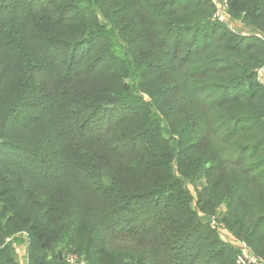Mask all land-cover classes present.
<instances>
[{"label": "trees", "instance_id": "16d2710c", "mask_svg": "<svg viewBox=\"0 0 264 264\" xmlns=\"http://www.w3.org/2000/svg\"><path fill=\"white\" fill-rule=\"evenodd\" d=\"M214 12L0 0V264L20 235L28 264H247L221 207L264 259V0H229L248 34Z\"/></svg>", "mask_w": 264, "mask_h": 264}, {"label": "rangeland", "instance_id": "374dc122", "mask_svg": "<svg viewBox=\"0 0 264 264\" xmlns=\"http://www.w3.org/2000/svg\"><path fill=\"white\" fill-rule=\"evenodd\" d=\"M231 29L236 30L240 33L243 34H248L246 32V30L244 29L242 23L240 21H235V20H231V22L228 25ZM205 183L201 182L194 185H190L187 184L188 189L191 191V193L194 196V203L192 205L193 209L198 211L199 210V201L201 200H205L206 196L203 193V188H204ZM226 212V208L225 207H221L217 210L216 214H214V216L211 217V219L213 220V222L211 223L212 226L214 227V229L217 231L218 235L220 236L221 239L225 240L226 242L235 245V247L240 248V243L237 242L236 237L233 235V233L225 226V224L222 222V218L225 215ZM22 246L24 247V249L28 250V247L25 246L24 243H22ZM63 245L60 244V246L57 248V253L61 254L62 256H80L78 253L75 252H71L69 250H65L64 249V254H62L61 249H62ZM14 248V247H13ZM19 254V258L20 260L22 255L24 254L23 251H21ZM24 260V259H23Z\"/></svg>", "mask_w": 264, "mask_h": 264}, {"label": "built area", "instance_id": "2783aa9c", "mask_svg": "<svg viewBox=\"0 0 264 264\" xmlns=\"http://www.w3.org/2000/svg\"><path fill=\"white\" fill-rule=\"evenodd\" d=\"M215 7V12L213 13L212 19L218 23L229 25L231 22V16L229 14V0H209ZM259 81L264 84V68L258 71ZM10 241V240H9ZM240 252L243 259L247 264H264V259L253 255L249 248L240 243ZM16 248V245L14 244ZM67 264H87L84 257L81 256H67Z\"/></svg>", "mask_w": 264, "mask_h": 264}, {"label": "crops", "instance_id": "0c3cea01", "mask_svg": "<svg viewBox=\"0 0 264 264\" xmlns=\"http://www.w3.org/2000/svg\"><path fill=\"white\" fill-rule=\"evenodd\" d=\"M238 242V241H237ZM22 243H24L25 244V246L27 245V243H26V235H20L19 236V238H18V240L17 241H15V245H16V252H17V254L18 253H20L21 251H23L24 252V254L22 255V257H21V259L22 260H20L21 261V263L22 264H28V261H27V259H26V249H24V247L22 246ZM27 247V246H26ZM18 256H19V254H18ZM20 259V258H19ZM24 259V260H23Z\"/></svg>", "mask_w": 264, "mask_h": 264}, {"label": "water", "instance_id": "95a60500", "mask_svg": "<svg viewBox=\"0 0 264 264\" xmlns=\"http://www.w3.org/2000/svg\"><path fill=\"white\" fill-rule=\"evenodd\" d=\"M0 143H1V139H0ZM203 219L207 220L208 223H210V224L213 222V220H212L211 217H209V216H203ZM50 264H53V262L50 261Z\"/></svg>", "mask_w": 264, "mask_h": 264}]
</instances>
